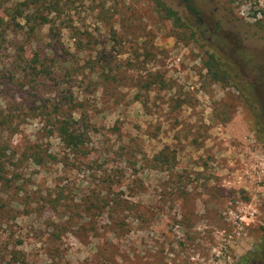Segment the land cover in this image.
<instances>
[{"label": "rangeland", "instance_id": "rangeland-1", "mask_svg": "<svg viewBox=\"0 0 264 264\" xmlns=\"http://www.w3.org/2000/svg\"><path fill=\"white\" fill-rule=\"evenodd\" d=\"M161 1L187 27L153 0H4L45 22L0 46V264L264 261V0ZM12 46L52 77L23 87ZM71 93L78 154L40 112Z\"/></svg>", "mask_w": 264, "mask_h": 264}, {"label": "trees", "instance_id": "trees-1", "mask_svg": "<svg viewBox=\"0 0 264 264\" xmlns=\"http://www.w3.org/2000/svg\"><path fill=\"white\" fill-rule=\"evenodd\" d=\"M153 1L156 7L160 11H163L168 15H172L173 22L177 26L179 27L186 26V24L180 23V17L177 16L175 11H172L171 8L166 6L164 2H162L161 0H153ZM183 2L186 4L187 8L192 12V14H194V16L199 15L200 11L195 5L193 0H183ZM23 5L26 6L27 3ZM0 9H2L0 10V46L2 45V43L8 40L9 37L12 36L17 37L19 35L22 37V35H24L22 30L21 32H19L20 30H18V29H22L23 26L22 24H20V22L16 21L18 18L23 19L26 22L32 20L34 22V25H39V24L41 25L45 22V19L42 16H36L35 14H29V13L26 14L19 6H16L13 10L9 11L7 7L4 6V0H0ZM34 29L35 26H30L28 30V35L32 34ZM27 38L28 36H26V39ZM10 49L15 54L11 62L14 72L18 73V78H16V81L19 82L21 81L23 87L30 86V88L33 89L37 85L38 86L43 85V84H37L35 82V79L38 80V77H49V76L52 77V74L54 72V69L52 68H54L55 65H50V63H48L47 61L48 58L46 57V55H43L40 58V52L36 50L35 52H32L29 58H24L25 54L21 53L20 48L16 49L14 46H12ZM5 67L6 66H2L1 69L5 70L6 69ZM55 77H56L55 79H59L61 75H57ZM14 81H15V77L12 78V80H10V82H14ZM25 81L27 82L25 83ZM19 82H14V83L19 85ZM57 96L58 95L54 94V97ZM51 100L52 102L50 104H45L44 107L42 106L40 110V112L43 114V117H45L48 123L53 122L51 124V127L54 130H51L50 132L54 131L55 137H58L63 143V145L69 148L71 152L78 154L81 151H84L85 148L84 130H81L82 126L77 125L76 123H78V121L73 120V118L71 117V111L73 108H75L74 105H76L75 102L73 101L72 93L69 94L68 97L63 96L60 99H58V101L60 102H55V100L53 99ZM67 103L71 104L69 108L68 106H66L68 105ZM63 104H65L64 108L61 107V105ZM53 112L56 113V115H52ZM19 116H20L19 114H16L10 109H6L5 111L0 110V132H2L5 129L4 127L6 128L9 127V124L16 125L17 124L16 118H18ZM3 147L4 146L0 143V180L5 179L6 163L4 162V160H2V158L3 157L10 158V154L13 153V151L7 152V150L2 149ZM8 153L10 154L8 155ZM20 254L21 252L19 250L14 252V255L16 257H18L19 259L21 258L20 262H17V264H28L27 260H24V258L20 257Z\"/></svg>", "mask_w": 264, "mask_h": 264}, {"label": "flooded vegetation", "instance_id": "flooded-vegetation-1", "mask_svg": "<svg viewBox=\"0 0 264 264\" xmlns=\"http://www.w3.org/2000/svg\"><path fill=\"white\" fill-rule=\"evenodd\" d=\"M255 74L251 80V93L256 106L254 110L255 118L260 127L264 128V74L262 70L254 67Z\"/></svg>", "mask_w": 264, "mask_h": 264}, {"label": "water", "instance_id": "water-1", "mask_svg": "<svg viewBox=\"0 0 264 264\" xmlns=\"http://www.w3.org/2000/svg\"><path fill=\"white\" fill-rule=\"evenodd\" d=\"M261 264H264V261Z\"/></svg>", "mask_w": 264, "mask_h": 264}]
</instances>
